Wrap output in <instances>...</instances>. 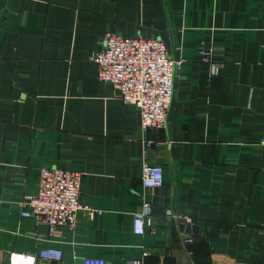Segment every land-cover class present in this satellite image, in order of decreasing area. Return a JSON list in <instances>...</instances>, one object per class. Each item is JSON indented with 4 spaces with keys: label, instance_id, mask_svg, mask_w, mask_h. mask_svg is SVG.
<instances>
[{
    "label": "crops",
    "instance_id": "obj_1",
    "mask_svg": "<svg viewBox=\"0 0 264 264\" xmlns=\"http://www.w3.org/2000/svg\"><path fill=\"white\" fill-rule=\"evenodd\" d=\"M138 30L180 63L163 129L142 130L90 58L104 33ZM263 119L264 0H0V264L44 248L62 259L36 264H264ZM143 165L162 167L160 189ZM45 167L79 172L100 214L51 236L21 218ZM142 199L156 232L139 236Z\"/></svg>",
    "mask_w": 264,
    "mask_h": 264
},
{
    "label": "built area",
    "instance_id": "obj_2",
    "mask_svg": "<svg viewBox=\"0 0 264 264\" xmlns=\"http://www.w3.org/2000/svg\"><path fill=\"white\" fill-rule=\"evenodd\" d=\"M210 50L203 49L201 56L205 61ZM90 58L97 68V80L111 85L117 97L139 111L142 130L163 129L169 109L173 84L180 63L171 59L165 43L153 37H145L136 31L133 37L116 32H106L99 41V48L91 52ZM211 70L216 68L211 64ZM264 147V119L262 137L258 143ZM141 184L146 189H160L163 186V169L159 165H143ZM81 174L59 167H45L40 170L37 193L25 195L20 201L21 218H34L47 226L51 236L60 227L74 229L77 213L85 212L88 219L99 215L100 211L82 206L79 202ZM184 226H192V219L176 215ZM134 235L143 236L149 231L155 233L151 205L142 199L140 207L133 214ZM191 239L185 237V243ZM38 257L21 253H10L7 264H36L37 260L59 262L62 252L55 248L38 251ZM140 258L129 260L126 264H143ZM82 264H108L101 258H83Z\"/></svg>",
    "mask_w": 264,
    "mask_h": 264
},
{
    "label": "water",
    "instance_id": "obj_3",
    "mask_svg": "<svg viewBox=\"0 0 264 264\" xmlns=\"http://www.w3.org/2000/svg\"><path fill=\"white\" fill-rule=\"evenodd\" d=\"M197 232H198V229L196 226H194V225H192V226L187 225L186 226V229H185L186 234H195Z\"/></svg>",
    "mask_w": 264,
    "mask_h": 264
}]
</instances>
